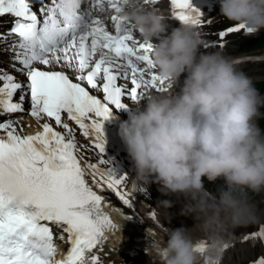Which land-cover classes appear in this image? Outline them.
Masks as SVG:
<instances>
[{"label": "snow or ice", "instance_id": "6c2138e0", "mask_svg": "<svg viewBox=\"0 0 264 264\" xmlns=\"http://www.w3.org/2000/svg\"><path fill=\"white\" fill-rule=\"evenodd\" d=\"M36 2L0 0V16L14 17L0 42L16 37L9 66L26 77L20 81L0 68V116L29 112L41 129L26 135L17 130L18 121L0 120V264H103L107 233L120 226L104 211V197L92 184L106 186L128 207L137 189L134 184L125 190L126 176L102 168L107 159L82 166L77 154L83 156L87 146L78 144L69 121L103 154V123L111 118L112 106L124 109L126 94L136 100L140 89L159 90L163 82L152 71V45L138 41L120 15L123 0H88L73 15L61 0H38L39 9ZM171 5L179 22L202 24L203 12L192 0H171ZM241 30L242 24L229 26L219 35ZM65 69L73 70L74 79ZM92 90L102 91L103 97ZM26 99L30 109L24 108ZM150 215L155 219V212ZM64 234L69 247L57 258L56 241H63ZM255 238L264 239V226L252 234ZM206 247L199 243L195 251L204 254ZM251 264H264V255Z\"/></svg>", "mask_w": 264, "mask_h": 264}, {"label": "clouds", "instance_id": "9594fccd", "mask_svg": "<svg viewBox=\"0 0 264 264\" xmlns=\"http://www.w3.org/2000/svg\"><path fill=\"white\" fill-rule=\"evenodd\" d=\"M83 2L61 0L70 15ZM217 2L220 14L244 25L245 34L264 30V0ZM120 15L152 45L163 83L133 100L118 135L138 180L184 197L182 214L192 216L211 241L209 259L219 264L226 235L257 219L249 193L264 192V129L258 123L264 96L232 58L201 51L205 45L194 25L182 23L169 32L166 17L146 0H123ZM205 178L223 180L218 196L205 188ZM195 248L191 229H171L163 246L165 264H198Z\"/></svg>", "mask_w": 264, "mask_h": 264}, {"label": "bare ground", "instance_id": "6f19581e", "mask_svg": "<svg viewBox=\"0 0 264 264\" xmlns=\"http://www.w3.org/2000/svg\"><path fill=\"white\" fill-rule=\"evenodd\" d=\"M88 179L91 181V177H89ZM92 185H95V184L93 183ZM138 204L141 205L143 210L147 212V213H145L144 219L149 218L152 224L154 222L158 226L164 227V229H166V231H168V232L171 229H173V225H172V223H170V220H167L165 218V216L162 215L163 213L158 209V207H156L154 205H150V204L146 203L145 201L142 202V198L138 201ZM184 210H185V208H183V212H184ZM152 212H155V219L151 218L150 214ZM180 213H181V210H180ZM188 220H191V218ZM113 221L117 225H119L120 228H119V230L108 232V234H110L109 235L110 241L107 245V248L111 251H114L115 253H119L120 251H122V253H119L118 255H113V256H119L121 254L128 253V251H130V250L135 251L136 245L141 244V246H143L147 249V251L144 252L145 255H143L144 259L146 261H152V259H156L157 261H161L162 259H165V258L161 257V252L163 251V245H160L159 243L157 244L154 242H153L152 246L147 245V242L151 241L152 236L154 234L153 226H150L148 228H144L141 225V223H142L141 220H139L138 218H132L130 220H128L126 218L124 220V219H119L118 217H115L113 219ZM193 221L194 220L183 221V222H184L185 228L191 229V235L194 238V236H193L194 231H199V230L195 227L196 222L195 221L193 222ZM123 226L126 227L125 230L122 229ZM227 236L228 235H226V237H225L226 243H228L230 241ZM194 240H195V243L197 245L201 241L209 240V239L207 238V236H205L204 234L201 233L199 236L198 242H196L195 238H194ZM234 249L235 248H233V250ZM244 254L245 253H243V255ZM239 258L241 259L242 257L239 256ZM243 258H245V257L243 256ZM242 260L243 259H241L237 263H234V262H230V260L228 259V260H225L224 263H226V264H239Z\"/></svg>", "mask_w": 264, "mask_h": 264}, {"label": "rangeland", "instance_id": "374dc122", "mask_svg": "<svg viewBox=\"0 0 264 264\" xmlns=\"http://www.w3.org/2000/svg\"><path fill=\"white\" fill-rule=\"evenodd\" d=\"M260 37H262V38H261L260 42L258 43V45H252L251 48L247 50V53H243V54H249L250 53V54H255V55H263L264 54V30H262L261 36H258V38H260ZM250 78L252 79V81H253V83H254V85H255V87L257 88L258 91L260 89L263 90L260 94L264 95V87H263V84H264V62H262V63H260L258 65H255L254 73H253V75L250 76ZM261 113H264V108L261 109ZM261 119H262V125H264V116H262ZM204 185H205V187L210 185V181H208L206 178L204 180ZM249 195L252 196L253 201L257 205V209H258L257 210V219L254 222H251V223H249L247 225L240 226V227H237V228L231 230V232L227 236L228 239H231V238H233V237H235L237 235H243L245 231L250 230L251 228H253L255 226H258V225H261L262 223H264V192H262L260 194L249 193ZM176 196H178V195H176ZM174 200L175 201H172V203H174L175 206H176L175 211H173V210L172 211L163 210L161 208V206H158L157 204H155L152 201H149V202L145 201V202L150 204V205H154V206L158 207V209L163 213L162 215H164L167 220H170V223H172V225H173V229L174 228H179V227H184L185 228L183 221H191V220H194V219L191 216V220H188V219H190L188 217L190 215L182 214L183 213V208H185L184 205L187 203L186 200L184 199V197L178 196ZM181 207H183V208H181ZM180 210H181V213H180ZM164 211H166L167 214ZM137 218L139 220L144 219V217L143 218L141 217V219L139 217H137ZM260 221H263V222L260 223ZM153 224H155V223L153 222ZM164 231L168 232V231H166V229H164ZM200 234L201 233L199 231H194L193 236L196 239V242H198ZM248 248H249V250L251 252H253V249L251 247H248ZM138 254H141V253H138ZM232 258H236V256H233ZM135 259H137V258H135ZM228 259H229V257L227 259H225V260H228ZM230 262H232V261H230ZM150 263H152V261H150ZM136 264H141V261H139V259L136 260ZM224 264H226V263H224Z\"/></svg>", "mask_w": 264, "mask_h": 264}, {"label": "trees", "instance_id": "16d2710c", "mask_svg": "<svg viewBox=\"0 0 264 264\" xmlns=\"http://www.w3.org/2000/svg\"><path fill=\"white\" fill-rule=\"evenodd\" d=\"M258 43V40L257 41H252V42H248V43H246V44H243V47L246 49V50H248L250 47H251V45H254V44H257ZM264 86V85H263ZM263 127H264V125H263ZM208 190H210L211 191V193H213V194H215V195H219V193H220V190L222 189V188H224V182H223V180H221V179H218V180H216L215 182H210V185L209 186H207L206 187Z\"/></svg>", "mask_w": 264, "mask_h": 264}]
</instances>
